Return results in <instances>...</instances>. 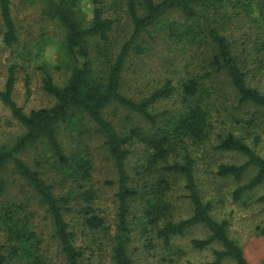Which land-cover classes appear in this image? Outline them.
<instances>
[{"label":"trees","instance_id":"16d2710c","mask_svg":"<svg viewBox=\"0 0 264 264\" xmlns=\"http://www.w3.org/2000/svg\"><path fill=\"white\" fill-rule=\"evenodd\" d=\"M43 1L48 17L65 29L62 48L69 58L71 75L61 86L55 82L49 66L41 64L42 88L54 97L55 103L25 112L13 98L16 65L9 68L4 88L0 89V101L9 108L23 132L11 144L0 146V194L6 189L2 173L10 167L33 189L48 212L63 264H88L84 248L75 243L72 222L81 224L83 231L89 229L99 235L110 234L114 264H140L133 260L129 251V206L131 200L138 198L145 200L142 218L150 227V231L144 227V233L152 232L153 237L161 239L164 245L195 226L206 228L209 234L191 239L194 248L203 250L215 242L220 244V248L214 250L213 260L190 264H222L227 259L236 264H250L242 247L229 234V221L216 219L212 214V202L204 199L197 181V157L191 148L205 144L213 133L212 106L205 88V80L212 74L223 73L228 77L239 104L264 108V92L249 84L250 69L242 64L230 33L231 21L241 17L249 0H126L130 35L118 45L111 33L120 18L108 14L102 0H92L94 19L91 22L81 18L80 0ZM172 11H180L186 20L182 24L169 23L170 40L200 45L210 70L202 72L201 67L192 66L177 79L167 73L140 99L124 94L121 87L128 58L132 52H145L146 48L139 43L143 33ZM260 17L264 18L263 13ZM0 33L8 47H13L20 39L11 0H0ZM29 85L27 78V88ZM175 96L178 100L174 109L154 111L158 101ZM113 102L138 114L148 126L134 125L123 132L118 131L103 114L104 108ZM76 113L84 114L94 123L114 163L118 211L113 230L94 204L99 196L91 184L92 160L60 139L61 125L69 119L71 124L78 123L73 120ZM232 120L237 124L244 123L249 131L252 119ZM259 140L256 134L255 144ZM137 142L145 145L146 161L141 165L142 171H137L139 177L132 178L128 159L130 146ZM38 144H43L54 158L62 176L59 183L68 182L67 187H61L62 193H57L56 183L47 180L40 169L33 168L21 156ZM213 147L245 157L241 164L220 163L217 168L218 175L232 177L238 182L235 200L264 182V156L247 142L244 135L227 129L218 134ZM251 167L256 168L255 174L243 182ZM172 179L182 180L183 196L192 206L191 214L178 220L173 219L172 205L167 198L173 187ZM32 228V221L22 212L4 210L0 217V232L5 237L0 243V264H50L33 244L36 233ZM150 241L152 245L153 239Z\"/></svg>","mask_w":264,"mask_h":264},{"label":"rangeland","instance_id":"374dc122","mask_svg":"<svg viewBox=\"0 0 264 264\" xmlns=\"http://www.w3.org/2000/svg\"><path fill=\"white\" fill-rule=\"evenodd\" d=\"M108 8V14L116 15L120 20L115 24L111 33L116 45L122 43L130 35V24L125 12L126 0H102ZM13 13L17 21L20 39L13 47L6 46L0 33V89L4 88L8 70L16 65V81L13 98L25 112L40 107H49L55 103L53 96L45 92L41 84V64H35L37 50L43 49L50 43H58L62 48L65 29L45 13L43 0H11ZM93 3V1H92ZM81 4V0H80ZM94 5V4H93ZM241 17L231 21V31L234 38L233 46L240 56L245 68H249L248 82L264 92V0H249L241 12ZM81 18L86 20L80 7ZM186 20L180 11H172L162 20L148 28L143 33L139 43L145 52H132L123 72L121 90L124 94L140 99L151 87L157 85L167 73L178 76L186 74L192 66L201 67L202 72L210 70L203 48L191 45L188 41L170 40L167 28L170 22L182 24ZM66 57V56H65ZM69 63V62H68ZM62 62L55 68H50L54 80L59 85L68 81L71 68ZM29 79V88L26 79ZM213 113V133L211 138L202 146L193 145L197 157V181L200 191L206 200L212 202V214L218 219L229 221L230 236L242 247L250 264H264V182L243 194L241 199H234V190L238 182L232 177L217 174L220 163L241 164L245 157L236 152L218 151L213 145L217 143L218 134L227 129L236 134L244 135L247 142L257 152L264 156V108L252 104H239L234 89L228 77L223 73H214L205 80ZM177 97L163 99L154 106L155 112L164 109H174ZM103 114L118 131L140 125L148 126L138 114L126 107L113 102L106 106ZM74 118V119H73ZM71 124L70 119L60 127V139L74 151L84 153L92 160L91 184L98 193L95 207L99 210L110 230L115 228L118 211L116 171L113 160L104 145V138L97 133L95 125L84 114L76 113ZM233 118L252 119L249 131L244 123L237 124ZM23 132L22 126L13 118L9 108L0 101V146L9 145ZM259 135L258 144L254 136ZM131 153L128 166L132 178L139 177L137 171H142L141 165L146 161V149L143 143L137 142L130 146ZM21 156L33 168H38L50 182L56 183L57 193H62L61 187H67L68 182H60L61 173L54 158L43 144L24 151ZM256 172L251 167L243 177L248 181ZM6 180V189L0 194V217L5 209L16 213L22 212L33 223L36 237L32 240L35 247L50 264H63L62 255L57 240L53 236L51 218L39 202L33 189L9 167L2 173ZM173 187L168 193L172 205L173 219L188 217L192 212L190 201L183 196L185 190L181 179H172ZM145 200L130 201L131 242L129 251L133 260L140 264H190L211 261L214 250L220 248L215 242L203 250L196 249L191 244L193 238L207 237L209 231L202 226L189 228L185 234L175 236L169 245H164L161 239L144 233L147 227L143 217ZM71 220V219H70ZM76 222V221H75ZM73 223L76 232L75 243L84 248L86 263L114 264L112 261V241L110 234L99 235L85 229L81 224ZM147 229L150 231V227ZM149 238V239H148ZM153 239L152 245L151 241ZM5 240L0 232V243ZM222 264H236L227 259Z\"/></svg>","mask_w":264,"mask_h":264},{"label":"clouds","instance_id":"9594fccd","mask_svg":"<svg viewBox=\"0 0 264 264\" xmlns=\"http://www.w3.org/2000/svg\"><path fill=\"white\" fill-rule=\"evenodd\" d=\"M80 7L86 20L91 22L94 19V5L92 0H81ZM62 60L65 63L69 62V58L63 55L60 45L58 43H50L43 49L37 50L34 63L45 64L50 68H55ZM70 75L71 73L69 72L68 76L70 77Z\"/></svg>","mask_w":264,"mask_h":264}]
</instances>
